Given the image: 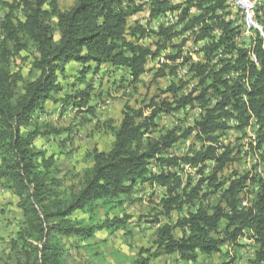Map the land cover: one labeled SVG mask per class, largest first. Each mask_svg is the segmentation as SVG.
Returning <instances> with one entry per match:
<instances>
[{
  "label": "trees",
  "instance_id": "16d2710c",
  "mask_svg": "<svg viewBox=\"0 0 264 264\" xmlns=\"http://www.w3.org/2000/svg\"><path fill=\"white\" fill-rule=\"evenodd\" d=\"M212 1L215 5L221 3L200 0L201 13L184 28L190 30L203 24L198 32L199 41L207 38L205 21L206 15L215 9ZM3 3L9 11L0 22V181L4 189L13 191L18 198L23 222L9 241V252L19 257L5 259L2 264H71L65 238L74 237L89 247L88 241L96 233L125 229L131 216L125 213L124 206L137 185L146 183L165 188L160 215L170 221L159 226L154 246L142 248L130 264H155L161 256L173 254L184 264L194 263L200 254L210 255L223 247L239 245L247 231L258 245L255 262L264 263V181L252 178L259 184L248 207L242 206L240 194L247 187L249 174L238 176L226 188L219 181V174L233 159L232 150L220 141L222 133L231 128V119L238 121L236 127L241 130L253 118L257 120V145L262 149L264 162V40L258 39L254 46L256 61L246 49L233 53L234 30L223 24L224 35L209 38L203 48L205 60L191 64V71L203 86L202 92L197 95L195 90L179 96V88L172 84L169 91L174 92V101H153L148 116H144L143 109L127 105L120 125L111 127L115 137L112 148L93 150L92 165L85 170L76 189L66 186L59 176L55 156L35 147L38 137L65 130L43 125L35 118L38 112H44L45 103L62 91L60 73H66L70 62L79 63L82 70L77 80L85 86H77L54 101L62 103L63 109L72 107L94 113V80L88 74H97L102 65H109L125 69L132 82L137 83L147 71L149 58L160 56L166 41L155 43V50L142 44L145 27L138 21L130 22L139 8L133 4L123 7L122 0H76L65 11L60 9L58 0ZM149 6L153 18L177 9L169 0H150ZM14 8L21 12L20 16L14 15ZM158 33L169 39L180 34L171 27ZM224 43H231L227 44L226 57L217 53ZM31 47L34 52L30 72L36 71L38 75L26 80L21 67L14 70V65L17 57ZM180 56L181 53L170 58ZM196 104L202 113L187 131L179 134L173 129L161 138L145 139L160 113H173ZM24 127L29 129L24 131ZM192 133L202 143L201 148L184 156L173 155L171 149L175 144ZM208 162H214V166L210 167ZM185 166L198 168L202 177L196 185L185 183L172 170ZM153 167L160 172H154ZM207 170L210 172L206 175ZM203 186L211 194L218 193L215 203L209 204L210 194L203 192ZM187 205L194 209L174 216ZM77 212L89 217H79Z\"/></svg>",
  "mask_w": 264,
  "mask_h": 264
},
{
  "label": "rangeland",
  "instance_id": "374dc122",
  "mask_svg": "<svg viewBox=\"0 0 264 264\" xmlns=\"http://www.w3.org/2000/svg\"><path fill=\"white\" fill-rule=\"evenodd\" d=\"M4 1L15 4L18 0H0V22L9 11L7 5L3 3ZM75 1L58 0V4L60 9L65 11L70 9ZM122 3L133 4L136 8H139L136 15L130 18V22L138 21L146 27L147 34L141 40V43L144 42L143 44L149 45L152 50H155V43L166 41V48L160 56L149 58L147 71L137 83L132 82L131 75L125 69L110 67L109 65H102L97 74H88V78L94 80L92 97V105L96 107L94 113L73 109L72 107L59 108L60 102H55V99L60 100L66 93L73 92L77 86L81 88L85 86L77 80V76L81 75L82 70V65L79 63L70 62L67 64L66 73H60L59 84L63 89L55 93L53 100L45 103L43 119L37 120L43 125L65 130L61 134L38 137L35 141V147L45 150L48 155L55 156L59 176L64 178L66 186H79L85 170L92 165L90 158L94 149L109 151L112 148L115 137L111 127L120 125L127 105L135 109H143L144 116H148L153 110V107H151L153 101L158 104L164 99L174 101V92L169 91L172 84L179 88V96L187 95L195 90H197L196 94L198 95L203 90V86L200 85L195 72L191 71V64L205 60L203 48L207 45L209 38H216L213 32L215 28L221 27V16L217 14L207 16L206 24L208 27L206 31L208 33L207 38L202 41L198 40V32L192 29H190V34L183 36V32L188 31L184 30L183 25H180L179 29L171 27L181 34L169 39L165 34L158 33L166 27L162 26L163 23L156 24L158 16L151 17L148 0H122ZM176 3L171 1L170 5L178 9ZM47 8L49 9V6ZM187 8V6L183 7L181 15H188V12L185 13ZM13 12L17 17L21 15V12L16 8ZM226 13L230 14L231 12ZM157 21L160 22L159 19ZM52 22L56 24V19L53 18ZM237 31L240 32L239 36L241 38H239V41L242 42L243 46L249 45L255 40L254 37L245 39L239 26ZM58 34L57 31L56 35L58 36ZM33 52L32 47L27 51H23L21 56L17 57L14 65V70L21 67L26 80L34 79L38 75L36 71L30 72ZM179 53H181L179 58H170ZM187 59L189 60L185 61ZM173 67L177 68L176 71H172ZM201 113L202 108L197 104L189 105L173 113H160L154 120V124L145 139L147 137L161 138L173 129L182 134L195 125ZM231 122L238 124L233 119H231ZM236 125L231 126L221 135L220 141L232 150L231 157L233 159L219 174V181L226 188L238 176L249 174L247 187L241 192L240 197L242 201L246 200L250 205L256 196L259 184L258 181H253L252 178L260 177L264 181L262 149H259L257 145L260 126L259 124H253L251 127L248 125L241 130ZM28 129L27 127L23 128L24 131ZM201 146L202 143L196 140L194 133H192L187 138L177 142L171 152L176 156H184L195 148L200 149ZM208 164L210 167L214 166V162H208ZM153 170L154 172L159 171L157 167H153ZM172 170L177 171L185 183L189 181L196 185L202 177L198 168L185 166L183 169L173 168ZM206 172L207 175L210 171L207 170ZM190 189L191 187L188 188V192H190ZM203 192L209 193V188L203 186ZM209 194V204L215 203L219 199L218 193ZM164 195L165 188L157 184H138L124 206L125 213L131 216L125 229H120L114 233L100 231L88 241L89 247L86 246V243H78L74 237L65 238L64 243L65 248L68 250L70 263L130 264L142 248H152L154 246L159 226L170 221L169 218L160 215V202ZM17 202L18 198L13 191L4 189L0 181V264L5 259L17 260L19 257L16 253L9 252V241L23 222L22 212L17 206ZM193 209L194 206L187 205L184 211H177L174 216L186 215L188 211ZM76 215L89 217V215L82 212H77ZM158 220H161V223L157 224ZM225 223L226 221L222 224L223 228ZM251 234L250 231H247L246 238L239 239V245L232 248L224 247L220 252H214L210 255L200 254L198 260L190 264H264L255 262L258 245L250 237ZM154 262L155 264H184L177 254L163 255Z\"/></svg>",
  "mask_w": 264,
  "mask_h": 264
},
{
  "label": "built area",
  "instance_id": "2783aa9c",
  "mask_svg": "<svg viewBox=\"0 0 264 264\" xmlns=\"http://www.w3.org/2000/svg\"><path fill=\"white\" fill-rule=\"evenodd\" d=\"M148 1L150 2V0ZM169 1L177 2L175 5L179 6L180 8L174 9L173 11L168 10L165 13H161L156 19V24L163 23L162 26H165L168 28L177 27L178 29L180 25H183V28H185L184 25L190 20L192 21L191 18L200 14L202 11V9H200L199 7L200 0H193L191 4L188 3V0H169ZM217 2H221V3L220 4L218 3L217 5H215L216 3L215 1L211 2L212 5L214 4L215 9L209 12L208 15H206V18L207 16H213L216 14L218 16L219 15L221 16L220 17L221 27L215 28L213 34L217 38L220 36H223L224 33L226 32V28L225 26H223V24H229L230 28L234 30V34L232 36L234 43L233 42L231 43L236 45V51H234L233 53H237L239 49H246L250 55V58L256 61L254 46L258 39L264 40V0H219ZM122 5L123 7H126L129 4L122 3ZM184 6L188 7L187 8L188 15L185 18L181 17L182 16L181 13H182ZM228 11H230L231 13L227 14L226 12ZM158 19L160 22L157 21ZM238 26L240 27L241 34L242 36L245 37V39H250V37H254L255 40H253L251 44L243 46L242 42L239 41V38L241 37L239 36L240 32L237 31ZM201 27H203V24L196 25L192 30L195 32H199ZM186 34H190V30L183 32V36H186ZM143 43L144 42H142V44ZM231 43H224L217 50V53L221 56L222 55L229 56V53H228L229 49L227 48L228 47L227 44H231ZM233 75L236 76L237 74L233 73ZM59 108L63 109L62 103H60ZM37 119H40V120L43 119V112H38ZM253 124H258L257 120L254 118L251 120V123L249 126L251 127L253 126ZM230 125L234 126L236 124H234L230 120ZM242 206L248 207L249 203L246 200H243ZM245 238L246 237L242 239H245Z\"/></svg>",
  "mask_w": 264,
  "mask_h": 264
},
{
  "label": "crops",
  "instance_id": "0c3cea01",
  "mask_svg": "<svg viewBox=\"0 0 264 264\" xmlns=\"http://www.w3.org/2000/svg\"><path fill=\"white\" fill-rule=\"evenodd\" d=\"M223 248H224V247H223ZM223 248H222V249H223ZM227 248H228V247H227Z\"/></svg>",
  "mask_w": 264,
  "mask_h": 264
}]
</instances>
